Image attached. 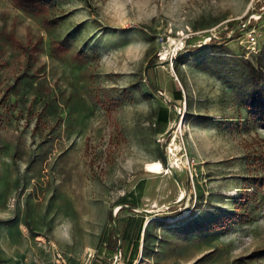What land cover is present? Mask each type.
I'll list each match as a JSON object with an SVG mask.
<instances>
[{
  "label": "rangeland",
  "instance_id": "374dc122",
  "mask_svg": "<svg viewBox=\"0 0 264 264\" xmlns=\"http://www.w3.org/2000/svg\"><path fill=\"white\" fill-rule=\"evenodd\" d=\"M48 1L0 0L1 263L264 264V0Z\"/></svg>",
  "mask_w": 264,
  "mask_h": 264
},
{
  "label": "trees",
  "instance_id": "16d2710c",
  "mask_svg": "<svg viewBox=\"0 0 264 264\" xmlns=\"http://www.w3.org/2000/svg\"><path fill=\"white\" fill-rule=\"evenodd\" d=\"M12 1H13V3L15 4V6L17 8H19L23 12H25V13H27L29 15H32V16L47 17L50 14V11H51V3L48 0H12ZM44 20H45V24L48 25V26H53V27L58 26L57 20H48V19H44ZM237 37H238V32H235L231 36L230 39L233 40V39H236ZM227 39H228L227 37H224L221 40L213 38L211 41L215 45V44L221 43L222 41H226ZM246 65H247V68H248V70L250 72L252 80H254V82H255V85L259 86L260 82L264 81V77L262 75V72L259 69H257L256 67H254L250 62H247ZM149 83H150V87L157 91V88L151 82V80H150ZM175 97H176L177 100H182L183 99L182 92L179 89L176 91ZM162 122H167V115L163 116ZM123 209H124V207H122L120 209V211L123 210ZM110 220L115 222L116 228L118 230V233H119L121 241L125 242L126 240H128L129 239V235H128L129 234V230L127 231V228H126L124 231L123 230L121 231L120 227L118 226V220L114 219L112 215L110 216ZM139 233L140 234L138 235V237H139L138 239L140 240V236H141V233H142L141 229H140ZM110 250H116V248L110 245ZM138 252H139V250L135 251L136 256H137ZM134 260H135V257L131 259V264L134 263Z\"/></svg>",
  "mask_w": 264,
  "mask_h": 264
},
{
  "label": "bare ground",
  "instance_id": "6f19581e",
  "mask_svg": "<svg viewBox=\"0 0 264 264\" xmlns=\"http://www.w3.org/2000/svg\"><path fill=\"white\" fill-rule=\"evenodd\" d=\"M146 170L151 173H160L163 170V166L159 162H152L146 164Z\"/></svg>",
  "mask_w": 264,
  "mask_h": 264
},
{
  "label": "crops",
  "instance_id": "0c3cea01",
  "mask_svg": "<svg viewBox=\"0 0 264 264\" xmlns=\"http://www.w3.org/2000/svg\"><path fill=\"white\" fill-rule=\"evenodd\" d=\"M1 239H2V237H0V243H1ZM14 242V241H13ZM59 255H62L63 256V254L62 253H59V254H57V257L59 256ZM5 255H4V252H0V260L1 261H3L4 259H5V257H4ZM57 257H56V263H57ZM42 258H45V260H48L47 262L46 261H44V264H51V258L50 257H48V258H46L45 257V255H41L37 260H42ZM63 258L66 260V258L63 256ZM1 261H0V264H3V262L1 263ZM129 262H131V259H129ZM66 263L67 264H73V263H68L67 261H66ZM58 264V263H57Z\"/></svg>",
  "mask_w": 264,
  "mask_h": 264
},
{
  "label": "built area",
  "instance_id": "2783aa9c",
  "mask_svg": "<svg viewBox=\"0 0 264 264\" xmlns=\"http://www.w3.org/2000/svg\"><path fill=\"white\" fill-rule=\"evenodd\" d=\"M251 36H252V34H251ZM252 39H254L253 36H252ZM57 263H58V264H67V263H66V260L63 258L62 255H59V256L57 257Z\"/></svg>",
  "mask_w": 264,
  "mask_h": 264
},
{
  "label": "water",
  "instance_id": "95a60500",
  "mask_svg": "<svg viewBox=\"0 0 264 264\" xmlns=\"http://www.w3.org/2000/svg\"><path fill=\"white\" fill-rule=\"evenodd\" d=\"M120 258H121V245H120V247H119V249H118V256H117V258H116V262H115V264H118Z\"/></svg>",
  "mask_w": 264,
  "mask_h": 264
}]
</instances>
